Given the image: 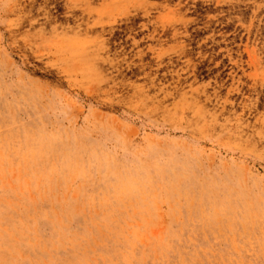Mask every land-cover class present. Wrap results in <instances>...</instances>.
<instances>
[{
    "label": "rangeland",
    "instance_id": "obj_1",
    "mask_svg": "<svg viewBox=\"0 0 264 264\" xmlns=\"http://www.w3.org/2000/svg\"><path fill=\"white\" fill-rule=\"evenodd\" d=\"M0 264H264V0H0Z\"/></svg>",
    "mask_w": 264,
    "mask_h": 264
}]
</instances>
